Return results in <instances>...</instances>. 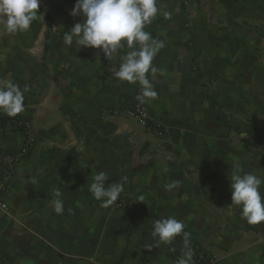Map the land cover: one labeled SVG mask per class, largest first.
<instances>
[{
	"label": "crops",
	"instance_id": "1",
	"mask_svg": "<svg viewBox=\"0 0 264 264\" xmlns=\"http://www.w3.org/2000/svg\"><path fill=\"white\" fill-rule=\"evenodd\" d=\"M75 2L41 0L22 33L1 26L0 79L29 91L24 111L0 113V169L22 144L17 121L31 124L34 143L6 180L0 264H177L179 236L144 248L153 220L168 217L219 264H264V222L249 225L230 190L237 166L264 181V0H157L145 31L165 47L149 75L158 96L145 105L163 122L161 141L125 117L140 87L112 77L119 56L65 46L80 22ZM99 171L107 184L127 177L108 207L89 191Z\"/></svg>",
	"mask_w": 264,
	"mask_h": 264
},
{
	"label": "clouds",
	"instance_id": "2",
	"mask_svg": "<svg viewBox=\"0 0 264 264\" xmlns=\"http://www.w3.org/2000/svg\"><path fill=\"white\" fill-rule=\"evenodd\" d=\"M40 5L41 0H0V24L9 34L25 32L40 16ZM159 11L157 0H76L70 15L79 17L80 22L63 32V42L77 51L81 48L98 50L97 61L100 53L110 61L119 56V66L113 65L109 69L112 77L119 82L138 84L140 92L135 99L140 104H147L158 96L149 75L160 71L153 65V60L165 43L155 39L145 27ZM123 49L126 51L121 55ZM28 91V85L21 89L10 80L0 79V113L15 117L24 111V94ZM237 169L230 176L232 205L241 208L242 218L249 225H259L264 222V196L260 192L264 181L253 173L242 172L239 166ZM90 178L89 191L103 207L119 199L124 191L123 182L127 180L124 176L120 183L107 184L109 178L104 171L91 174ZM173 186L168 185L169 188ZM53 197L51 206L57 215H62L65 208L61 191L53 189ZM139 200L142 202L143 197ZM152 225L153 242L146 243L145 249L171 245L179 236L187 251L177 264H192L191 233L185 231L183 221L168 217L153 220Z\"/></svg>",
	"mask_w": 264,
	"mask_h": 264
},
{
	"label": "built area",
	"instance_id": "3",
	"mask_svg": "<svg viewBox=\"0 0 264 264\" xmlns=\"http://www.w3.org/2000/svg\"><path fill=\"white\" fill-rule=\"evenodd\" d=\"M2 24H0L1 30ZM125 117L131 119L137 126L144 129V131L152 134L156 140L161 141L164 137L165 130L162 121L155 120L151 117L145 104H140L138 101L128 110L125 111ZM16 126L22 135V144L18 150H14L5 154L3 160L5 167L0 169V209H5L6 204L2 200L3 192L7 187V179L13 173L15 165L25 156L28 155L33 143L34 134L30 123L17 121ZM180 241V258L185 254L187 249L183 245L182 237ZM191 249L193 250L192 264H219V260L213 254L204 250L199 244L191 240ZM92 264H109L101 263L94 258L90 259Z\"/></svg>",
	"mask_w": 264,
	"mask_h": 264
},
{
	"label": "trees",
	"instance_id": "4",
	"mask_svg": "<svg viewBox=\"0 0 264 264\" xmlns=\"http://www.w3.org/2000/svg\"><path fill=\"white\" fill-rule=\"evenodd\" d=\"M44 18H45V21H46L47 25L50 26V18H49V16L46 13H44Z\"/></svg>",
	"mask_w": 264,
	"mask_h": 264
}]
</instances>
